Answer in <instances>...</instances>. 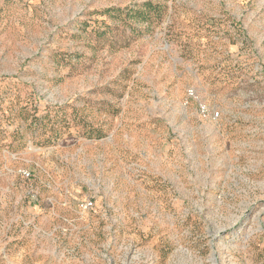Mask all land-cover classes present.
Segmentation results:
<instances>
[{
	"label": "rangeland",
	"instance_id": "obj_1",
	"mask_svg": "<svg viewBox=\"0 0 264 264\" xmlns=\"http://www.w3.org/2000/svg\"><path fill=\"white\" fill-rule=\"evenodd\" d=\"M0 264H264V0H0Z\"/></svg>",
	"mask_w": 264,
	"mask_h": 264
},
{
	"label": "built area",
	"instance_id": "obj_2",
	"mask_svg": "<svg viewBox=\"0 0 264 264\" xmlns=\"http://www.w3.org/2000/svg\"><path fill=\"white\" fill-rule=\"evenodd\" d=\"M90 206H92L91 202L90 203H86V207H90Z\"/></svg>",
	"mask_w": 264,
	"mask_h": 264
}]
</instances>
